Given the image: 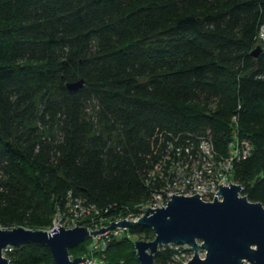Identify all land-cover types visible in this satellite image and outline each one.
Returning <instances> with one entry per match:
<instances>
[{"label":"trees","instance_id":"1","mask_svg":"<svg viewBox=\"0 0 264 264\" xmlns=\"http://www.w3.org/2000/svg\"><path fill=\"white\" fill-rule=\"evenodd\" d=\"M263 26L264 0H0V226L49 228L70 193L93 207L85 224L139 212L182 184L203 138L221 155L250 141L231 176L264 204ZM154 237L127 227L97 264H141L134 240ZM189 249L163 245L155 264ZM6 255L57 264L39 242Z\"/></svg>","mask_w":264,"mask_h":264},{"label":"water","instance_id":"2","mask_svg":"<svg viewBox=\"0 0 264 264\" xmlns=\"http://www.w3.org/2000/svg\"><path fill=\"white\" fill-rule=\"evenodd\" d=\"M263 47L258 44L252 54L258 56ZM84 84V79L69 82L70 90ZM237 182L220 183L213 200L194 194L173 193L163 206H144L137 219L112 221L111 225L90 230L87 225L66 227L59 223L51 229H35L19 225L0 226V264H10L5 248L23 243L39 242L47 245L57 264H80L86 256L71 257L70 248L90 235L109 228L132 227L144 224L153 228V239L134 240L137 259L141 264H155V253L167 244H188L194 253L185 264H264V204L242 194ZM204 249V256L200 250Z\"/></svg>","mask_w":264,"mask_h":264},{"label":"built area","instance_id":"3","mask_svg":"<svg viewBox=\"0 0 264 264\" xmlns=\"http://www.w3.org/2000/svg\"><path fill=\"white\" fill-rule=\"evenodd\" d=\"M261 34V38L264 40V26ZM199 146L203 155H191L190 162L180 164L179 168L181 169L190 166L192 167V171L190 173L182 174L184 175L182 184L177 183L172 186L168 190L166 196H164L163 193L155 194L152 201L141 205L140 208H143L147 205H150L151 207L166 205L169 199H171V194L173 193H183L190 195L199 192L202 198L206 200H213L215 195L221 198V196L216 193V191L220 189V183L223 182V185H227L230 182H236L231 176L234 161L239 160L242 157L245 158L252 152V145L250 141L246 139H239L237 136H235V138L230 142L229 155L219 154L214 143L208 138L201 139ZM209 151L213 152V154L208 155L207 152ZM212 155L213 157H211ZM66 207V211L58 212V216L53 222V226H59L60 223L71 228L72 226H76L77 220H79L78 225H87L90 230H95L103 226L111 225L112 221L122 220L125 217L127 219L137 220L144 213L143 209H140L139 212H129L126 215L106 218L104 216L98 217V211H96L97 213H94L91 216V219L85 224L83 219L84 217H89L88 214L93 213V207L90 208L87 206L84 203V199L82 198H73L72 193L69 195V200ZM126 229L127 227L117 226L109 228L108 230L100 233L101 236L95 237L90 243V249L88 253L84 255L87 257V259L80 264H97L99 261L101 262L102 259L97 257V255L94 253L95 250L99 249L100 247H106L108 239L111 236L121 235V233H124ZM13 247L14 246H9L5 248L4 254L6 255V251L13 249ZM71 257L74 256L71 254ZM186 262L187 260H184V264Z\"/></svg>","mask_w":264,"mask_h":264},{"label":"rangeland","instance_id":"4","mask_svg":"<svg viewBox=\"0 0 264 264\" xmlns=\"http://www.w3.org/2000/svg\"><path fill=\"white\" fill-rule=\"evenodd\" d=\"M261 40H263L262 38L260 39V41ZM243 139V138H242ZM247 140V139H246ZM216 152V151H215ZM208 153V155H211V154H213V152H207ZM211 157H213V155L211 156ZM214 158H215V156H214ZM55 217H54V219H53V222L55 221V219L57 218V216H58V213H56V215H54ZM85 218V217H84ZM52 226H53V224H52ZM52 226H50L49 228H46V229H51L52 228ZM1 227H3V226H1ZM72 227H74V226H72ZM98 229H100V228H98ZM100 233H102V232H99L98 234H92V236H89L87 239L89 240V242H88V244H90L93 240H94V238L95 237H100L101 236V234ZM86 239V240H87ZM99 242H101L100 240H98ZM183 246L184 247H190L188 244H183ZM90 248V247H89ZM88 248V249H89ZM193 253H194V249H189V250H187V251H184V252H182V258L183 259H186L187 261L189 260V258H191V256L193 255ZM200 253H201V255L202 256H204V254H205V250L204 249H201L200 250ZM74 256V255H73ZM75 257V256H74Z\"/></svg>","mask_w":264,"mask_h":264}]
</instances>
